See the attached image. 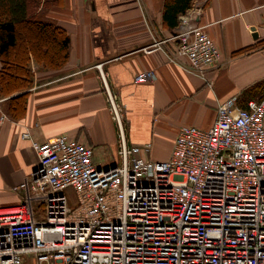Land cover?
<instances>
[{
    "label": "built area",
    "instance_id": "1",
    "mask_svg": "<svg viewBox=\"0 0 264 264\" xmlns=\"http://www.w3.org/2000/svg\"><path fill=\"white\" fill-rule=\"evenodd\" d=\"M197 10L180 16L168 57L206 80L221 51L192 26ZM103 83L120 164L99 166L66 135L38 143L26 127L38 163L23 201L0 208V264H264V99L220 103L210 128L182 126L170 158L154 160L152 143L128 144L127 106Z\"/></svg>",
    "mask_w": 264,
    "mask_h": 264
},
{
    "label": "crops",
    "instance_id": "2",
    "mask_svg": "<svg viewBox=\"0 0 264 264\" xmlns=\"http://www.w3.org/2000/svg\"><path fill=\"white\" fill-rule=\"evenodd\" d=\"M164 4L165 0H55L39 13L65 31L68 59L49 67L31 54L32 84L11 95L3 94L0 85V208L23 201L21 185L37 168L36 152L21 138L26 127L38 143L66 135L93 147L99 166L114 165L118 126L104 78L111 93L127 106L128 144L152 143L154 160L170 158L182 126L210 128L220 103L241 99L246 89L264 81V0H193L198 10L192 26L202 27L221 51L206 80L170 61L182 27H166ZM56 38L63 36L57 33ZM148 70L155 72V79L135 84V76ZM26 92V111L15 119L9 114V100ZM164 137H170L171 151L159 158L153 152Z\"/></svg>",
    "mask_w": 264,
    "mask_h": 264
},
{
    "label": "trees",
    "instance_id": "3",
    "mask_svg": "<svg viewBox=\"0 0 264 264\" xmlns=\"http://www.w3.org/2000/svg\"><path fill=\"white\" fill-rule=\"evenodd\" d=\"M53 1L0 0V85L3 94L11 95L32 84L31 54L35 61L49 67H59L67 61L70 40L65 31L39 15ZM192 4L193 0H165L163 19L166 27L177 28L180 16L191 9ZM57 33L63 39L56 38ZM252 99H264V81L246 89L239 99L240 105L245 107ZM27 102V92L12 97L9 114L15 119L20 118L26 111Z\"/></svg>",
    "mask_w": 264,
    "mask_h": 264
},
{
    "label": "rangeland",
    "instance_id": "4",
    "mask_svg": "<svg viewBox=\"0 0 264 264\" xmlns=\"http://www.w3.org/2000/svg\"><path fill=\"white\" fill-rule=\"evenodd\" d=\"M173 131V130H172ZM171 140L170 137L162 139V141L158 144L159 149H154L153 155L159 158L165 157L171 151ZM120 164V157L117 153V156L114 158V165ZM69 198L75 200V194L73 190L67 191Z\"/></svg>",
    "mask_w": 264,
    "mask_h": 264
},
{
    "label": "water",
    "instance_id": "5",
    "mask_svg": "<svg viewBox=\"0 0 264 264\" xmlns=\"http://www.w3.org/2000/svg\"><path fill=\"white\" fill-rule=\"evenodd\" d=\"M254 37H257V34H255Z\"/></svg>",
    "mask_w": 264,
    "mask_h": 264
}]
</instances>
